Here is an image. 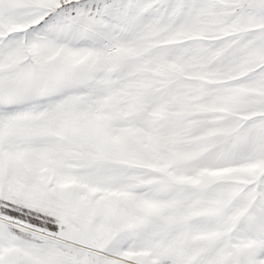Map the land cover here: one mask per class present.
Here are the masks:
<instances>
[{"label": "snow or ice", "instance_id": "1", "mask_svg": "<svg viewBox=\"0 0 264 264\" xmlns=\"http://www.w3.org/2000/svg\"><path fill=\"white\" fill-rule=\"evenodd\" d=\"M0 264H264V0H0Z\"/></svg>", "mask_w": 264, "mask_h": 264}]
</instances>
